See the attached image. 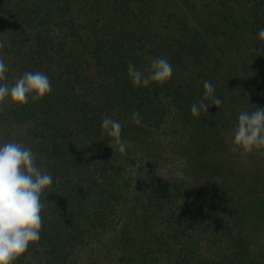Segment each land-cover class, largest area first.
<instances>
[{
    "label": "trees",
    "instance_id": "16d2710c",
    "mask_svg": "<svg viewBox=\"0 0 264 264\" xmlns=\"http://www.w3.org/2000/svg\"><path fill=\"white\" fill-rule=\"evenodd\" d=\"M8 1L0 0V16L6 15L11 19L12 26L18 22L22 23L19 31L24 36L20 37L19 42L28 41L29 44L25 46L28 48V55L33 60L29 62L24 59L23 61L20 58L21 53L17 55V52H14L13 54L17 55L20 61L10 62L8 57L10 47L4 45L0 50V57L8 66V71L6 81H0V83L10 84L16 78L15 76L18 77L26 71L33 72L40 62L39 59L35 60V57L41 58L42 61L55 59L60 65L65 63L63 58L69 57L66 67L59 69L58 73L50 77V93L37 101L29 98V102L22 106L12 104L0 113V120L3 122L0 124V131L5 132L3 141H17L25 147H30L36 157L37 166L45 168L53 180V183L40 197L44 204L41 212L43 225L40 239L38 242L30 243L24 254L35 251L34 253L42 255L44 264H64L77 248L90 244V238L94 234L111 228L110 225L117 220L114 208L121 201L124 189V185L116 180L119 166L104 158L100 159L99 163L93 162L92 164L89 163L91 158L85 159V154L94 149L90 139L98 138L105 132L101 128L103 118L108 116L119 121L121 129L125 127L123 124L127 119L126 126L129 125L130 128L135 127L136 129L137 122L132 119V113L138 111L141 116L140 122L157 126L166 110L165 99H170L174 103L181 102V105L185 104V107H189L191 98L193 99L198 94L203 101L205 99L202 93L204 87H201V84L188 87L189 92H192L189 98L188 95L182 94L178 78L181 75L182 79L190 77L201 83L211 82V78L207 77L210 73L206 72L210 69L206 65L203 66L201 56L203 58L210 56L207 62L203 63H212L211 72H216L222 61L234 63L246 49L249 51L248 57L255 59V64L264 65V42L258 37L259 29L264 27V0H253L254 3L249 5V12L254 17V22L244 20L247 16L245 13H240L241 19H237L238 16H235V10L230 4L235 5L236 1L234 3L227 0H203L210 5L215 3V6L211 5L205 10L208 15L212 10L216 11L213 13L216 16L214 21L218 18V22H224V24L220 28L219 26L214 28L212 22L210 24L207 20L204 22L203 31L195 28L194 38H198L200 34L203 35L197 42L198 47L187 45L183 48V44L179 43L177 47H170L169 51L165 52L150 48V45L146 44L144 39L140 40L136 33V30H140L141 27L143 30L146 29L144 24H138L140 21L136 18L139 12H143L142 5H139L140 0H121L122 6L124 5L123 7L130 11L118 18L120 26L118 33L105 39L99 36L91 42L88 41V37L83 39L79 31L85 28L94 33L95 30L92 28L101 16L106 17L107 20L112 19L108 11L114 13L119 8V0H35L28 6H19L14 9L6 7L5 3ZM154 1L159 0H144V4L151 6ZM17 2L18 0H15V3ZM74 2L80 6L76 12L72 8ZM17 4L20 5L19 2ZM84 7L87 11H84L85 14H82L80 18L78 17L79 11ZM29 10L33 11L32 16ZM149 14L152 13L147 15ZM256 14L263 16L258 17ZM190 21L183 23L182 29L193 28L194 25H191ZM256 22L259 24L255 25ZM25 27L31 29L33 27L35 30ZM55 28L57 30L53 32ZM235 28L241 29L235 33ZM42 32L46 34L50 32L51 35L48 37L42 35ZM70 35L76 39L77 49H68L65 46V37ZM41 40H44L45 44ZM52 41L55 45L53 48L46 45ZM39 43L42 46L41 51L34 49L32 55L31 44L37 48ZM91 44L93 47H89ZM122 44H125L123 48ZM180 44L181 47H178ZM182 48L185 52H182ZM22 52L24 53L25 50ZM157 57L167 58L172 67H175L171 78L162 84L152 82L147 87H134L127 74L129 62L137 69L144 71L150 66L152 59ZM193 58L194 60L198 58L195 62H199L198 67L201 69L191 75V72L183 71L184 66L180 63L183 60L186 66V64L193 63L190 62ZM91 64L98 72L97 75L92 76L86 72ZM253 68L256 67L253 66ZM231 69H228L229 77L235 72L234 68ZM259 70L261 71H258L257 78L259 83L264 85V70L263 72L261 68ZM225 75L223 72L222 77L224 78ZM226 88L229 89L228 86ZM87 91L93 92L94 98L88 99L84 96ZM214 96L220 99L217 91ZM261 100L262 98H256L257 103ZM205 101L208 100L205 99ZM213 107L210 114L213 115L214 111L219 113L222 108L220 118L223 117L222 103L219 107ZM225 107L229 108L227 105ZM132 122L135 123L132 125ZM20 135L23 136L20 137ZM203 164L206 166L207 163ZM211 170L217 172L218 167L211 166ZM255 177L253 179L255 183L248 184V187L254 190L258 188L260 191L264 181L260 179V176ZM178 185V182L169 179L159 180L145 194L143 202L159 207L170 197L172 191L177 190ZM257 194L255 205L259 207L264 204V198L261 196L264 192H257ZM134 206L135 204L132 205L133 210L127 217L128 222H131L133 218L134 222H139L135 218L137 215ZM166 212L168 221L172 223L176 221L180 224L181 219L177 213L169 209ZM145 217L142 223L148 221V216L145 215ZM143 224L147 226V223ZM184 229L178 230L180 233L176 231L171 235V240L161 237L162 241H159V234L156 236L159 244L170 242L174 245L175 242L178 260L174 264L189 257L188 252L192 250L191 247L197 240L193 232L185 235L187 229L191 230V228L187 226L186 230ZM135 231L138 232L136 225L131 230L119 234L113 240L114 243L112 241V246L124 252L123 256L128 264L129 262L131 264H155V261L154 263L151 261L155 257H149L148 248L133 240L132 236ZM165 233L166 230L160 234ZM151 234L154 232H149L148 237ZM182 234L185 238L179 242V236ZM213 259L208 264H213Z\"/></svg>",
    "mask_w": 264,
    "mask_h": 264
},
{
    "label": "rangeland",
    "instance_id": "374dc122",
    "mask_svg": "<svg viewBox=\"0 0 264 264\" xmlns=\"http://www.w3.org/2000/svg\"><path fill=\"white\" fill-rule=\"evenodd\" d=\"M34 1L18 0L20 3L18 5L15 0H9L5 4L6 7L14 9L19 6H28ZM227 1H236L235 5L230 4L235 10V16H238L237 19H241L240 13H245L247 16L244 20L255 21L249 12V5L254 3L253 0ZM118 3H120L119 8L114 13L108 11L112 19L107 20L106 17L101 16L96 21L92 28L95 30L94 33L85 28L79 31L83 35V39L88 37V41L91 42L99 36L105 39L118 33L120 29L118 18L130 11L123 7L124 5L122 6L121 0ZM151 4V6H147L144 4V0L139 1L143 12L136 10L139 12L136 18L140 21L138 24H144L146 29L143 30L141 27L140 30H136V33L140 40L144 39V42L153 49L165 52L170 47H177L179 43L183 44V48L187 45L198 47L197 42L203 35L200 34L198 38H194L195 28L203 31L204 22L207 20L210 21V24L212 22L214 28L217 26L220 28L224 24V22H218V18L214 21L216 16L213 13L216 11L212 10L208 15L205 10L211 5L215 6V3L210 5L203 0H159ZM72 5L75 12L79 10L80 6L77 5V2ZM125 8L126 10L122 12ZM82 9L78 15L80 18H82V14H85L84 11H87L86 7ZM29 13L31 16L34 14L32 10H29ZM148 13L152 14L147 15ZM256 16L262 17L263 15L256 14ZM189 20L194 27L182 29V24L189 23ZM12 24L13 21L6 15L0 16V40L4 42V45L10 47L9 61H20L17 56L20 53L21 60L32 61V57L27 53L28 48L25 46L28 41L26 43L24 40H22L23 43L19 42L20 37L24 36L19 31L22 23L18 22L13 26ZM138 24L136 25L138 26ZM26 29L30 30L31 28ZM240 29L235 28V33ZM31 30H35V28L32 27ZM56 30L57 28L53 32ZM42 35L49 37L51 34L42 32ZM41 41L44 43V40ZM65 41V46L68 49H77V41L73 35L66 36ZM181 44L178 47H181ZM31 45V51L34 49L41 51L42 49L41 43L37 48H34L33 44ZM46 45L52 46L51 48L55 46L54 41ZM121 46L123 48L125 44ZM89 47H93V44ZM183 48L181 50L185 52ZM22 50L25 52L23 53ZM14 52H17V55H14ZM201 53L204 54L203 51ZM248 53L249 51L246 49L234 63L222 61L216 72L210 71L212 70L211 62L203 63L207 62L210 56L200 57L203 59V66L206 65L210 69L206 70L210 73L207 77L211 78L212 83H210L214 86L215 92H218V97L220 96L224 106L221 118L226 120L220 118L222 108L219 113L214 111L213 115L210 114L214 109L212 105L209 106L206 113L201 111L199 117L192 116L190 111L192 104L202 101L198 94L193 99L191 98L189 107H185V104L181 105V102L174 103L170 99H165L166 110L157 126L140 122L136 123V129L135 127L130 128L129 125L126 126V119L123 124L125 127L121 129V139L127 144L124 154L117 150L118 145L113 143V139L108 137L106 132L98 138L90 139L94 149L85 154V159L91 158L89 163L92 164L93 162L98 163L100 159L104 158L119 166L116 180L124 185L122 199L114 208L117 220L113 221V227L110 225L111 228L106 231L94 234L90 238V244L77 248L64 264H128L125 261L126 258L124 259V252L114 249L112 241L119 234L131 230L134 225L138 227V232H134L133 240L148 248L149 257L156 258L151 259L153 263L155 261V264H174L178 260L175 242L174 245L170 242L159 244L156 236L159 234V241H162L161 237L171 240V235L184 227L186 230L187 226L191 230L187 229L185 235L193 232L194 236H197V240L192 245V250L188 252L189 257L177 264H208L212 258H214L213 264H264V204L259 207L255 205L257 192H264V185L260 191L258 188L254 190L248 187V184L255 183L253 182L255 176H260V179L264 181V149H254L251 152L232 151V139L239 113L255 111L256 107L264 108V85L259 83L257 78L258 71H261L259 68L263 72L264 65L255 64V59L251 56L248 57ZM31 54L33 55V51ZM68 58H63L65 63L60 65L56 63L55 59L42 61L41 58L35 57V60L39 59L40 62L33 72H43L51 80L50 77L58 73L59 69L66 67ZM197 59H190V62L194 63H189L190 66L189 64L185 66L183 60L179 63L184 66L183 71L191 72L192 75L201 69L198 67L199 62H195ZM172 68L174 72L175 67ZM231 68H234L235 72L233 76L229 77L228 69L232 70ZM86 70L92 76L98 73L93 64L89 65ZM223 72L226 74L224 78L222 77ZM16 74L19 73L16 72ZM178 78L182 94L188 95V97L192 93L189 92L188 87L194 84L196 86L201 84L203 87L204 84L190 77L182 79L179 75ZM92 94L94 93L87 91L84 96L88 99L94 98L95 95L92 96ZM256 98H262V100L257 103ZM82 99L84 98L82 97ZM225 105L229 108L226 109ZM10 106L12 104L6 99L4 104L0 105V113ZM1 123L3 122L0 120ZM133 123L135 122H132V125ZM4 133L0 131V143H4ZM11 135L13 136V133ZM205 162L206 166L203 164ZM211 166H217L218 171L213 172ZM162 179L178 182L177 190L172 191L170 197L159 207L143 202L145 194L151 186ZM261 196L264 198V194ZM133 204H135V214L137 215L135 218L139 222H134V218L130 220L131 222L127 221L129 212L133 210ZM168 209L178 214L181 219L180 224L176 221L173 223L168 221L166 212ZM145 215L148 216V221L143 223H147L148 227L142 223L146 219ZM108 222L111 223V221ZM149 230L154 234L148 237L151 232ZM164 230L166 233L161 235ZM178 232L180 233V231ZM185 235L179 236V242L185 238ZM167 247H169L168 250H166ZM34 252L21 255L13 264H44L42 255ZM129 264L131 263L129 262Z\"/></svg>",
    "mask_w": 264,
    "mask_h": 264
},
{
    "label": "clouds",
    "instance_id": "9594fccd",
    "mask_svg": "<svg viewBox=\"0 0 264 264\" xmlns=\"http://www.w3.org/2000/svg\"><path fill=\"white\" fill-rule=\"evenodd\" d=\"M258 37L264 41V28L259 29ZM3 47L4 42L0 40V49ZM7 71L8 66L0 57V81H6ZM172 72L171 63L164 57L152 59L144 71L131 62L127 66V74L134 87H147L152 82L162 84L171 78ZM203 87L204 97L210 103H193L190 111L194 117H199L201 111L206 113L210 105L219 107L222 103L214 96L215 88L210 82L205 81ZM50 92L51 81L46 74L26 71L11 85L0 83V105L7 99L11 104L22 106L29 102V98L37 101ZM132 119L139 123L140 113L133 112ZM101 128L118 145L117 150L121 154L126 153L127 144L121 139L120 122L105 116ZM232 144V151L264 149V108L256 107L255 111L239 113ZM52 183L47 170L37 166L30 147L17 141L0 143V264H13L27 251L30 243L39 241L44 208L40 197Z\"/></svg>",
    "mask_w": 264,
    "mask_h": 264
}]
</instances>
